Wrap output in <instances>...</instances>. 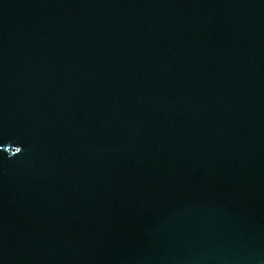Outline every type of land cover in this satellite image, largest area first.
<instances>
[{"label":"water","instance_id":"95a60500","mask_svg":"<svg viewBox=\"0 0 264 264\" xmlns=\"http://www.w3.org/2000/svg\"><path fill=\"white\" fill-rule=\"evenodd\" d=\"M0 264H264V0H0Z\"/></svg>","mask_w":264,"mask_h":264},{"label":"snow or ice","instance_id":"6c2138e0","mask_svg":"<svg viewBox=\"0 0 264 264\" xmlns=\"http://www.w3.org/2000/svg\"><path fill=\"white\" fill-rule=\"evenodd\" d=\"M19 152H21V149H20V148H18V149L16 150V153H19Z\"/></svg>","mask_w":264,"mask_h":264}]
</instances>
